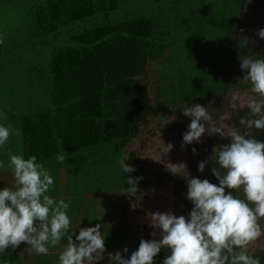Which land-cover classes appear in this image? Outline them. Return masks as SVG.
Returning <instances> with one entry per match:
<instances>
[{
  "label": "trees",
  "instance_id": "obj_1",
  "mask_svg": "<svg viewBox=\"0 0 264 264\" xmlns=\"http://www.w3.org/2000/svg\"><path fill=\"white\" fill-rule=\"evenodd\" d=\"M244 1L0 0V123L12 129L0 160L6 165L9 153L35 155L51 173L99 168L74 202L106 228L110 252L127 248L130 255L138 242L131 245L126 214L135 198L123 194L119 161L135 168L130 175L140 181L139 196L149 192L146 164L129 150L146 122L200 104L210 107L215 127L214 110L225 115L232 86L250 88L239 57L264 58L257 35L264 20L262 14L250 25L240 20ZM247 113V107L233 110L229 124L264 142V132L239 125ZM234 195L243 198L242 191ZM168 254L162 249L155 264ZM253 256L264 264V252ZM0 261L23 264L18 254Z\"/></svg>",
  "mask_w": 264,
  "mask_h": 264
},
{
  "label": "clouds",
  "instance_id": "obj_2",
  "mask_svg": "<svg viewBox=\"0 0 264 264\" xmlns=\"http://www.w3.org/2000/svg\"><path fill=\"white\" fill-rule=\"evenodd\" d=\"M257 35L264 40V28ZM239 62L245 73L242 80L250 84L253 94L247 103V117H241L239 125L264 132V58L240 56ZM182 114L190 118L182 146L201 143L212 122L206 107L189 105ZM224 120L219 116L218 126L213 128L214 134L229 141L213 147L216 167L212 175L218 185L207 179H188V216H176L171 211L149 213V227L154 230L151 235L155 237L158 232L160 239H141L130 255L127 248L123 255L119 251L109 253L111 264H155L154 258L162 249L169 253L162 264H261L248 248L264 234L259 223L264 218V142L235 126H227ZM11 132L10 125L0 123V150L5 148ZM167 146L170 150L171 145ZM56 160L64 163L65 155L58 154ZM207 163L208 160L199 162L198 171L203 173ZM119 165L127 185L123 194L139 199L140 181L130 175L135 168L123 159ZM5 168L11 172L13 183L0 188V254L10 253L6 249L14 251L23 243L30 252L47 255L63 240L66 243L58 264H98L104 258L106 239L101 225L80 227L78 234L70 232L71 202L49 195L54 178L35 155L25 158L23 154L9 153L6 165L0 160V170ZM233 191H242L243 198ZM136 206L132 204L133 209Z\"/></svg>",
  "mask_w": 264,
  "mask_h": 264
},
{
  "label": "rangeland",
  "instance_id": "obj_3",
  "mask_svg": "<svg viewBox=\"0 0 264 264\" xmlns=\"http://www.w3.org/2000/svg\"><path fill=\"white\" fill-rule=\"evenodd\" d=\"M220 14V12H219ZM214 30V26L211 28ZM235 83V82H234ZM244 83V82H243ZM199 88V87H197ZM203 88V87H202ZM196 89V88H195ZM194 90V89H193ZM253 96V94L250 92L249 89H244L239 87L238 89H234V85L232 86V89L227 92V95L224 97L223 101L228 102V110H225V120L224 124L231 127L232 125L229 124L228 119H230L232 115L233 110H238L247 107V103L249 98ZM257 99H259L257 97ZM207 110L210 109V107H206ZM173 115H179V112L177 110H173L170 117L165 120L161 119H151L146 122V124L141 128V135L138 139H136L129 147L130 151H134L137 153H140V156L143 161H145L147 171L149 172V178L152 179L156 173L159 171L160 173L164 174V171H160V164L162 163L163 159L159 156V153L157 152L159 149H162L166 152L165 147L172 141V140H182L183 134L188 129V122L186 121L184 125L181 123L174 121V130L171 131H165L164 127L171 125V119ZM184 118V115H180L178 118ZM207 127V125H206ZM213 128L210 124L208 128L209 134H213ZM13 136H15V139L17 137V134L13 133ZM208 136L207 133H205V138ZM220 139H224L223 137L219 136ZM203 139V137H201ZM10 141L12 138L9 139ZM163 147V148H162ZM99 168H94L91 170H88L85 175L84 183H81V190L86 189L89 190V183L90 178L88 177V174L92 175V180L94 178V175L99 171ZM92 172V173H91ZM155 179V178H154ZM153 179V181H154ZM91 180V181H92ZM93 183V182H92ZM95 186V185H94ZM96 187V186H95ZM157 193L154 191H150L149 193L142 195L139 197V199H136L130 202V207L127 209L126 218L129 219V224L132 227V234L131 237L136 240L144 239L146 236H152L151 233L154 231L152 228L149 227L150 221L148 220V214L158 212L162 209L159 202H155L154 200H158L159 198L155 196ZM135 203L137 206L135 209L132 208V204ZM80 222H94V218L89 217L86 214L81 213L79 216ZM259 223L261 224L262 233H264V218H262ZM155 237H159V233L157 232ZM117 251V249H115ZM112 249V252H115ZM250 255H259L263 254L264 252V234L260 238H258L257 241H254L249 244L248 248ZM108 264H111L109 261Z\"/></svg>",
  "mask_w": 264,
  "mask_h": 264
},
{
  "label": "flooded vegetation",
  "instance_id": "obj_4",
  "mask_svg": "<svg viewBox=\"0 0 264 264\" xmlns=\"http://www.w3.org/2000/svg\"><path fill=\"white\" fill-rule=\"evenodd\" d=\"M183 109L184 108H180V110H177L179 112V115H173L171 120L176 121L180 115H183L182 114ZM214 111L217 112L213 117V119L217 120L214 121V123L217 122L218 124L219 122L218 118L219 116H221V114L218 112V110H214ZM180 118H181V124L187 121L188 122L187 125H189L190 123L189 117H184V118L180 117ZM166 127L168 126L164 127L165 131H167ZM170 127L172 126L170 125ZM207 134L208 136H206V138H205V134L202 136L203 139H201V143L194 142L191 145L182 146V140H172L168 144L171 145L170 150L168 146H166L165 147L166 152L163 151L162 149H159L157 151L159 153V156L163 159L162 163L160 164L159 170L164 171L165 173L162 174L158 171L156 173V177L154 175V177L151 179L152 185L149 192L154 191L155 193H157L155 196H157L159 199L154 201L159 202L162 207V209L158 212L164 213L171 211L176 216H181V215L185 217L188 216L191 210V203L185 198V195L187 192V180L190 178L195 177L201 180L207 179L209 180L210 183L218 185V181L212 175V169L216 167V164H211L210 161L211 159L215 158V157L211 158V152L213 151L212 149L213 146L218 148L222 145L220 143L214 142V138H212L214 133L213 134L207 133ZM209 137L211 139H208ZM193 149H195V153L193 152ZM205 151L209 153L205 154L204 153ZM198 152H201L200 155ZM140 159L142 160L141 157ZM204 160H208V163L205 166L204 172L201 173L198 171L197 165L199 162ZM201 175L203 176V178H201ZM127 224H129V219H127ZM129 226L131 227L130 224ZM131 231H132V227H131ZM149 239L158 240L160 238L153 236H146L143 240H149ZM134 242H138V246H139L140 240L134 241V239H132L131 245ZM119 252L122 254V251Z\"/></svg>",
  "mask_w": 264,
  "mask_h": 264
},
{
  "label": "crops",
  "instance_id": "obj_5",
  "mask_svg": "<svg viewBox=\"0 0 264 264\" xmlns=\"http://www.w3.org/2000/svg\"><path fill=\"white\" fill-rule=\"evenodd\" d=\"M260 14H262V18L264 20V0H245L244 6H242V9L239 13V18L240 20L243 19V21L246 23L247 20L253 22ZM249 23H247V25H250ZM250 29H256L255 25H253ZM50 174L54 178V186L49 192V195L56 200L63 199L66 202H71L70 208L68 209V215L72 219V227L70 228V232H77L78 234L80 227L84 228L95 226L94 222L79 221L80 208L77 203L74 202L75 200L77 201L81 199L82 194L80 189V181L84 179L85 174L80 173L78 169H65L58 172H50ZM12 183L13 176L10 171L0 173V188L5 186L11 187ZM105 229L106 228H104V226H101L102 234ZM73 239H75V237H73ZM105 239L106 252L104 258L101 259L98 264H108V254L115 253L110 252V242L107 241V238ZM64 243H66V241L62 240L61 244L51 247L47 255H37L34 252H30L27 246L23 243L14 251L11 249H6V252L10 253H2L0 255L18 254L22 257L23 264H58V258Z\"/></svg>",
  "mask_w": 264,
  "mask_h": 264
}]
</instances>
